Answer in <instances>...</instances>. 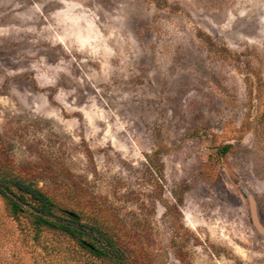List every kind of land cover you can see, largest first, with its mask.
Masks as SVG:
<instances>
[{"label": "rangeland", "instance_id": "rangeland-1", "mask_svg": "<svg viewBox=\"0 0 264 264\" xmlns=\"http://www.w3.org/2000/svg\"><path fill=\"white\" fill-rule=\"evenodd\" d=\"M1 174L114 263L264 264V0H0ZM0 264L112 263L0 195Z\"/></svg>", "mask_w": 264, "mask_h": 264}, {"label": "trees", "instance_id": "trees-1", "mask_svg": "<svg viewBox=\"0 0 264 264\" xmlns=\"http://www.w3.org/2000/svg\"><path fill=\"white\" fill-rule=\"evenodd\" d=\"M0 195L9 201L11 211L15 216L29 214L35 228L59 231L66 236L77 239L80 246L95 257L117 264L114 263L113 259L116 257L114 253L119 251L113 237L97 227L83 223L80 215L64 211L34 183L23 181L8 174H1ZM95 232L101 238L96 236Z\"/></svg>", "mask_w": 264, "mask_h": 264}]
</instances>
